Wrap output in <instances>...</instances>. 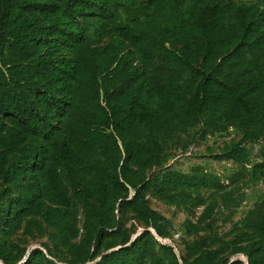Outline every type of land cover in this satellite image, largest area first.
<instances>
[{"label":"rangeland","instance_id":"1","mask_svg":"<svg viewBox=\"0 0 264 264\" xmlns=\"http://www.w3.org/2000/svg\"><path fill=\"white\" fill-rule=\"evenodd\" d=\"M93 1L109 4L112 15L78 16L79 39L63 34L70 28L63 13L49 11L40 18L56 27L54 37L29 52L11 40L0 46V87L11 64L45 53L64 87L48 132L0 113V208L7 213L0 264H84L89 251L86 264H93L137 239V264H191L203 252L210 264H248L252 250L264 261V30L250 25L253 10L264 18V0H221V31L210 37L193 16L181 22L172 0H136V9L127 0ZM8 15L14 28L31 13L11 8ZM207 75L213 82L194 111L189 99ZM147 91L159 100L157 115L120 138L109 123L113 108ZM246 132L252 137L232 154ZM34 155V167H26L23 160ZM124 158L138 196L114 181ZM172 176L192 181L172 183ZM81 193L113 227L101 229L87 216ZM127 194L132 201L123 204ZM152 210L168 220L167 236L157 235ZM94 225L103 232L97 247L87 237Z\"/></svg>","mask_w":264,"mask_h":264},{"label":"trees","instance_id":"2","mask_svg":"<svg viewBox=\"0 0 264 264\" xmlns=\"http://www.w3.org/2000/svg\"><path fill=\"white\" fill-rule=\"evenodd\" d=\"M129 6L136 9V0H127ZM172 7L182 16L181 22H187L193 18L199 23L201 30L208 37L214 36L221 31L220 20L226 11V7L221 0H172ZM14 8L19 11L31 13V16L24 17L20 23L11 28L8 10ZM49 11H60L63 17L69 23L70 28L63 33L73 39H79L81 35V24L78 16H82L86 12H97L104 17L112 15V8L109 4H97L93 0H0V46L7 41H12L14 44L25 52H29L33 47L45 43L52 35L56 28L48 26L41 22L40 13ZM253 20L250 25L253 29L264 30V18L262 13L255 9L251 12ZM187 20V21H186ZM153 48L157 46L158 40L154 37L150 38ZM171 54L179 58L175 52ZM56 67L49 54H43L38 60L34 59L29 63H13L7 70V79L3 86L0 87V113L10 116L33 131L48 132L51 118L52 108L54 106L61 107L63 102L59 96L61 91L64 92V87L59 89L56 78H53ZM212 76H205L195 88L191 95L188 106L194 111H200L206 99L207 91L213 82ZM159 100L152 91L134 92L124 104H118L113 108L109 118V123L113 126L117 135L124 140H127L134 128L137 125L143 124L154 118L159 111ZM45 111V112H43ZM252 137L250 132H246L241 141L235 145L231 153L240 152L241 144ZM233 151V152H232ZM235 156V155H234ZM36 157L31 156L23 160V163L28 168H33ZM40 162V161H39ZM21 167V161H18ZM119 174H115L114 181L117 186L127 190V184L137 190L136 196L140 193L137 189V184L126 176L128 162L123 159L122 164L118 165ZM50 177L54 181L60 183V178L57 174V168H50ZM72 181L71 177L69 176ZM192 181L188 176H172L170 182L177 184H189ZM96 187L102 190L105 183L104 180L97 176L95 179ZM76 188V186L74 185ZM122 201L123 204H128L131 199H127L128 194ZM80 199L87 216L97 218L98 225L102 228L113 227L105 212L93 201L90 200L87 194H80ZM7 214L5 210L0 208V220L2 216ZM149 218L157 235L165 237L168 235V220L155 211L149 212ZM264 225V216L262 217ZM90 226L87 230V237L90 243L94 242L98 246L103 232L98 227ZM172 253L173 248L168 246ZM4 252L0 242V259L4 260ZM181 255V254H180ZM142 256V247L138 239L133 241L131 245L125 248L114 250L105 255L101 261L93 264H114L115 261L121 264H137ZM210 253L203 252L191 264H210ZM248 264H263V257L257 251L248 252ZM92 253L89 251L84 258V264L92 260ZM225 264H244L240 259L226 261Z\"/></svg>","mask_w":264,"mask_h":264}]
</instances>
